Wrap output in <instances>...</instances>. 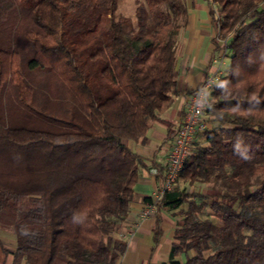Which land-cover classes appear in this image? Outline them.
Wrapping results in <instances>:
<instances>
[{"label":"trees","instance_id":"trees-1","mask_svg":"<svg viewBox=\"0 0 264 264\" xmlns=\"http://www.w3.org/2000/svg\"><path fill=\"white\" fill-rule=\"evenodd\" d=\"M119 1L0 0V215L13 216L12 264H117L125 251L120 223L148 168L128 142L145 143L173 102L188 6L140 0L132 19L117 15ZM207 1L230 61L207 98L217 125L196 133L157 203L178 217L169 264H264V0Z\"/></svg>","mask_w":264,"mask_h":264},{"label":"crops","instance_id":"crops-1","mask_svg":"<svg viewBox=\"0 0 264 264\" xmlns=\"http://www.w3.org/2000/svg\"><path fill=\"white\" fill-rule=\"evenodd\" d=\"M186 3L187 21L177 36V83L172 91L173 102L161 113L162 122L151 123L145 143L128 142L132 150L145 158L148 168L141 171L133 187L134 198L128 215L120 223L124 230L126 248L117 264H169L178 217L160 204L146 218L140 217V211L163 179L164 160L171 143V139L167 140L168 125L171 130H175L186 110L191 90L210 72L213 60L220 52L208 1L186 0ZM206 121L207 129L217 125V122L210 123L207 118ZM196 139H199L197 134L193 141ZM161 166L163 171L159 172ZM152 169H156V173ZM15 246L13 222L8 228L0 227V264H12L13 256L5 249L13 250ZM182 256L179 254L177 258L183 260Z\"/></svg>","mask_w":264,"mask_h":264},{"label":"built area","instance_id":"built-area-1","mask_svg":"<svg viewBox=\"0 0 264 264\" xmlns=\"http://www.w3.org/2000/svg\"><path fill=\"white\" fill-rule=\"evenodd\" d=\"M216 38L219 43L220 52L214 58L210 72L190 92L186 110L176 127L169 151L164 160V175L161 185L150 196L149 200L145 202L140 211L141 218H146L150 215L157 203L162 199L164 193L175 186L179 174L184 167L185 160L191 152L194 135L207 129L205 110L208 95L218 80L225 75L226 67L230 61V50L227 45L230 36L228 35L225 38L216 36ZM156 171V169H152V172L156 173ZM122 236L123 238L125 237L124 234Z\"/></svg>","mask_w":264,"mask_h":264},{"label":"rangeland","instance_id":"rangeland-1","mask_svg":"<svg viewBox=\"0 0 264 264\" xmlns=\"http://www.w3.org/2000/svg\"><path fill=\"white\" fill-rule=\"evenodd\" d=\"M138 1H140V0H120L118 2L117 15L119 17L125 16L128 18L134 19V9H135ZM129 142H133V141H129ZM195 184L199 185V187L201 188L202 191L205 190V187L203 184H198V183H195ZM191 189H192V186H188V190H191ZM12 222H13V216L11 214V210L6 211L0 215V227L8 228V227H10V225H12ZM123 231L124 230H122V227L120 226V230H119L118 235L121 238H123V236H122V234H124ZM0 253H1V248H0ZM182 255L183 254H180L181 257H183Z\"/></svg>","mask_w":264,"mask_h":264}]
</instances>
